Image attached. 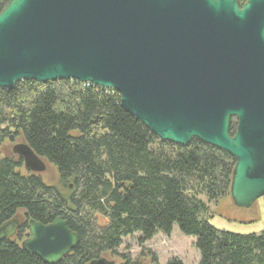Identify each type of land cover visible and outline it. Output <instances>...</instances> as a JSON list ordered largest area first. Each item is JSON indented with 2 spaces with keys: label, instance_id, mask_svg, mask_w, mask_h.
<instances>
[{
  "label": "water",
  "instance_id": "95a60500",
  "mask_svg": "<svg viewBox=\"0 0 264 264\" xmlns=\"http://www.w3.org/2000/svg\"><path fill=\"white\" fill-rule=\"evenodd\" d=\"M63 79L115 90L162 141L196 138L229 153L236 206L264 196V0H9L0 11V88ZM13 152L33 173L48 168L26 142ZM24 222L0 225V239ZM28 228L22 248L47 264L79 244L63 216Z\"/></svg>",
  "mask_w": 264,
  "mask_h": 264
},
{
  "label": "trees",
  "instance_id": "16d2710c",
  "mask_svg": "<svg viewBox=\"0 0 264 264\" xmlns=\"http://www.w3.org/2000/svg\"><path fill=\"white\" fill-rule=\"evenodd\" d=\"M8 2L0 0V11ZM236 127L233 119L231 131ZM18 140L57 169L58 185L26 169L21 157L2 154ZM235 162L196 138L187 146L162 141L123 109L115 90L67 79L0 88V225L18 216L43 224L63 216L80 240L57 264H90L117 254L127 236L139 233L142 243L170 236L175 224L196 236L198 264H264V230H219L207 217L211 203L231 196ZM0 264L47 263L6 238ZM121 264L143 263L125 254Z\"/></svg>",
  "mask_w": 264,
  "mask_h": 264
},
{
  "label": "rangeland",
  "instance_id": "374dc122",
  "mask_svg": "<svg viewBox=\"0 0 264 264\" xmlns=\"http://www.w3.org/2000/svg\"><path fill=\"white\" fill-rule=\"evenodd\" d=\"M22 142L18 140L17 143ZM15 144H6L1 148L4 155L12 152ZM24 171L25 168H22ZM26 172V171H25ZM42 177L47 183L59 184V173L57 169L49 164ZM201 198L208 201L206 195ZM211 213L208 219L211 224L219 230L236 233H261L264 230V196L258 199L251 207H238L234 204L231 196L222 199L218 203H211ZM140 234L127 236L119 248L117 254H106L108 260L115 264H121L122 255L130 254L133 258L141 260L143 264H155L153 255L158 258L159 264H167L173 258H179L184 264H198L200 252L196 247V236L183 233L177 224L174 225L172 233L167 236L158 233L151 240L140 242ZM21 241V239H18ZM157 264V263H156Z\"/></svg>",
  "mask_w": 264,
  "mask_h": 264
},
{
  "label": "flooded vegetation",
  "instance_id": "af4514ba",
  "mask_svg": "<svg viewBox=\"0 0 264 264\" xmlns=\"http://www.w3.org/2000/svg\"><path fill=\"white\" fill-rule=\"evenodd\" d=\"M6 156L19 158V156L13 152V149H12V152ZM14 218H19L21 221H23V218H21L20 216L14 217ZM23 225H27L28 227V222L25 221L24 223H21V225L19 226V229L17 230V233L12 237V239H21L20 242H22L26 237L29 236V228L28 230L26 229V231L23 234H20V228L23 227Z\"/></svg>",
  "mask_w": 264,
  "mask_h": 264
},
{
  "label": "built area",
  "instance_id": "2783aa9c",
  "mask_svg": "<svg viewBox=\"0 0 264 264\" xmlns=\"http://www.w3.org/2000/svg\"><path fill=\"white\" fill-rule=\"evenodd\" d=\"M84 84H86V83H84ZM88 85H90L91 83H87Z\"/></svg>",
  "mask_w": 264,
  "mask_h": 264
}]
</instances>
